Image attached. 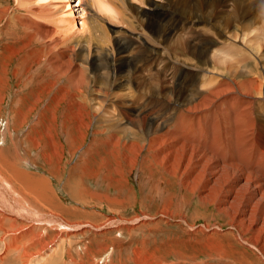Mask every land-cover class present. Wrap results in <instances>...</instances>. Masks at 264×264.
<instances>
[{
  "label": "bare ground",
  "instance_id": "bare-ground-1",
  "mask_svg": "<svg viewBox=\"0 0 264 264\" xmlns=\"http://www.w3.org/2000/svg\"><path fill=\"white\" fill-rule=\"evenodd\" d=\"M20 2L23 1L18 0V4ZM91 2L93 6L98 2L101 7L113 10L127 27L129 24V29L125 30L129 35L120 34L124 41L112 44L108 38L112 45H102V39L110 33L107 24L102 23L108 20L103 15H100L101 23L92 21L88 24L89 34L81 37L75 29L72 32L75 19L69 27L65 23L69 18L61 19V16V27L39 23L35 17L48 21L49 18L39 16L36 9H47L49 3L32 6L24 14L19 12L21 15L13 14L19 6L13 8L10 15V5L0 6V24L5 18V24L14 22L15 18L23 26L22 33L9 39L0 51V104L4 101L3 92L10 75L18 77L24 71L18 68L21 64L26 73L40 67L43 74L31 87H36V91L23 92L22 79L15 83L19 98L13 105H64L68 133L77 129L81 109L91 115L93 111H104L106 105L107 108L112 106L106 118L102 117L104 128H99L106 134L103 142L108 148L101 169L109 185L120 188L134 170L151 180L155 169L160 167L164 173L179 177L188 193L198 195L197 201L203 202L200 203L203 208H215L216 214H222L241 239L264 252V100L261 99L264 65L259 68L257 59L245 54L236 61L244 63L242 71L236 66L220 68L216 64L215 70L218 68L220 73L211 77L206 74L214 65L210 53L226 34L236 36L256 30L264 0L149 1L150 12L132 0L127 6H116L113 0ZM85 5H89L88 0L81 3L83 9ZM56 18L52 21L54 24ZM83 22L87 25L86 20ZM111 29L118 31L117 27ZM186 35L190 42L183 43L181 37ZM256 38L262 45L257 34ZM123 42V52L129 55L121 54ZM243 50L240 47L234 51L242 53ZM13 61L17 64L15 68H11ZM153 66H159L175 81L173 88L165 85L166 81L163 83L165 79L157 77ZM140 70L150 72L154 89L151 83L136 84ZM122 91H128V96ZM22 94L25 96L21 97ZM115 109L117 113L113 112ZM120 125L127 134L117 131ZM104 196V200L122 205L128 201L108 194ZM130 202L133 203L132 199Z\"/></svg>",
  "mask_w": 264,
  "mask_h": 264
},
{
  "label": "rangeland",
  "instance_id": "rangeland-1",
  "mask_svg": "<svg viewBox=\"0 0 264 264\" xmlns=\"http://www.w3.org/2000/svg\"><path fill=\"white\" fill-rule=\"evenodd\" d=\"M7 1L0 2V6L10 5L8 15L18 6L20 9L14 11L15 15L24 14L32 6L49 3L47 9H36L39 16L49 18L48 21L47 18L34 16L39 23L61 27V16V19L69 18L65 22L69 27L75 19L76 25H72V32L76 30V34L81 37L89 34L92 21L101 23L100 15H103L108 20L104 19L102 23H106L110 29L109 35L102 39L103 46L124 41L120 34L129 35V32H125L129 24L127 27V23L113 10L103 5L101 7L100 3L94 2L93 6L91 0H88L90 6L85 5V10L81 3L86 0H22L25 3L19 4L18 0ZM113 1L116 6H127L129 2ZM132 1L148 12L151 11L149 1L162 2L142 0L144 3L141 4L138 0ZM65 3L71 4L70 7H66ZM62 4H65L64 8ZM260 12L259 28L242 35L226 34L223 41L214 46L210 53L214 65L206 72L209 77L220 73L218 68L215 70L216 64L220 68L234 69L236 66L242 71L244 63L241 62V65L236 61L245 54L257 59L259 68L264 65V9L260 8ZM52 16H57L54 17L58 21H55L56 24L52 22ZM87 18L89 22L91 20L90 23ZM5 19L0 24L1 52L4 50L3 44L23 31V26L15 18L14 22L8 24H5ZM83 20L89 25H84ZM111 27H117L122 32H114ZM137 28L136 31H139ZM256 34L263 41L262 45ZM108 38L111 43H108ZM181 38L183 43L190 42L187 35ZM240 47L244 49L242 53L234 51ZM254 49L258 52L255 53L257 50ZM123 51L125 42L121 46V54L129 55ZM15 65L13 61L11 68L17 67ZM136 67L133 66L134 69ZM18 68L24 71L18 77L10 75L7 89L2 91L4 101L0 104V264H264V252L261 249L241 239L237 230L225 222L223 215L216 214L215 208H203V202L197 201L198 195L188 193L179 177L164 173L162 168L155 169L151 180L144 173L138 174L139 171L134 170L129 180L119 185L120 188H115L116 185L112 183L109 185L104 177L106 173L101 169L102 158L106 156L108 148L103 142L106 134L99 128H104L102 119L106 118V112H110L112 106L107 108L106 105L104 111H93L91 115L81 109V113L78 111L77 129H71L68 133L64 124L68 118L63 116L67 109L64 105H13L19 98L15 83L22 79L23 92L27 89L36 91V87H31L37 84L43 74L40 67L32 68L29 73L25 72L21 64ZM153 68L158 78L165 79V85L174 87L175 81H171L165 71L160 70L159 66ZM147 71L140 70L137 73L136 84L151 83L154 89L150 72ZM122 93L128 96V91ZM262 95L261 99L264 100V92ZM116 129L121 134L128 133L123 125ZM54 154H57L56 157ZM105 194L128 201L123 205L109 202L104 200ZM186 199L191 200L185 202Z\"/></svg>",
  "mask_w": 264,
  "mask_h": 264
}]
</instances>
